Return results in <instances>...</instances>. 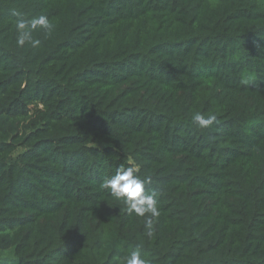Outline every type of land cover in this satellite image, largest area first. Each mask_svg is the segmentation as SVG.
I'll return each instance as SVG.
<instances>
[{"label": "trees", "instance_id": "trees-1", "mask_svg": "<svg viewBox=\"0 0 264 264\" xmlns=\"http://www.w3.org/2000/svg\"><path fill=\"white\" fill-rule=\"evenodd\" d=\"M120 167L151 178L150 236L101 187ZM136 250L264 264V0H0V264Z\"/></svg>", "mask_w": 264, "mask_h": 264}, {"label": "clouds", "instance_id": "clouds-1", "mask_svg": "<svg viewBox=\"0 0 264 264\" xmlns=\"http://www.w3.org/2000/svg\"><path fill=\"white\" fill-rule=\"evenodd\" d=\"M15 27L18 32V46L23 47L28 42L33 48H37L41 42L33 39L32 32L39 27L50 35L55 25L46 16L41 15L30 21L18 19ZM243 83L246 84L248 81L245 80ZM216 119L215 115L205 117L200 113L193 116L196 126L201 129L210 128ZM138 171L139 169L135 167H120L114 175L103 181L101 187L110 190L111 195L117 200H122L129 213L134 212L138 216L146 217V228L150 236L153 231V218L159 217L160 211L155 192L146 191V184L151 182V178L141 179L137 174ZM125 264H146V261L141 258L139 250H136L125 258Z\"/></svg>", "mask_w": 264, "mask_h": 264}]
</instances>
